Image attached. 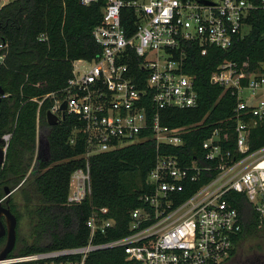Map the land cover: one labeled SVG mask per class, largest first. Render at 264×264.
<instances>
[{
  "label": "built area",
  "instance_id": "2783aa9c",
  "mask_svg": "<svg viewBox=\"0 0 264 264\" xmlns=\"http://www.w3.org/2000/svg\"><path fill=\"white\" fill-rule=\"evenodd\" d=\"M11 1L0 0V9ZM99 1L79 3L89 6ZM207 1L208 5L198 0H103L101 21L92 31L100 54L91 61L72 63L62 97L54 99L48 110L58 123L66 115L74 117L80 125L72 129L68 143L84 144L79 156L84 166L70 176L66 205H79L90 196L91 156L148 139L157 151L165 146L180 148L183 135L203 125L204 119L178 128L160 122L161 110L197 106L193 78L182 69L181 44H198L201 55L208 47L226 50L248 34L246 20L252 11L264 14V0ZM44 39V35L39 38ZM5 47L0 44V65ZM135 56L140 60V74L131 69ZM209 82L235 97L232 116L218 122L201 142L198 159L183 161L157 153L147 176L149 189L140 196L144 206L130 213L128 235L95 243L96 236L106 235L113 222L106 217L107 209H92L85 223L89 230L85 245L10 254L0 264H84L90 253L113 248H121L125 261L133 264L225 262L242 231L238 212L225 196L244 194L258 216V226L264 223V146L251 150L249 145L251 129L264 117V62L250 73L240 71L234 62H223ZM53 96L35 101L40 106ZM6 97L3 93L0 100ZM1 138L6 152L10 134Z\"/></svg>",
  "mask_w": 264,
  "mask_h": 264
},
{
  "label": "trees",
  "instance_id": "16d2710c",
  "mask_svg": "<svg viewBox=\"0 0 264 264\" xmlns=\"http://www.w3.org/2000/svg\"><path fill=\"white\" fill-rule=\"evenodd\" d=\"M103 5V0L89 6L81 5L79 0H13L0 9V38L6 45L2 50L0 88L7 95L0 100V136L10 134L0 166V195L5 184L16 187L32 169L23 201L33 243L11 254L27 255L85 245L89 236L85 223L92 209H107L106 217L113 222L106 235L96 236L95 243L128 235L130 213L144 206L140 196L149 189L147 176L157 153L176 155L183 161L198 159L201 142L218 122L232 116L235 97L209 82L216 67L229 61L236 63L240 71L250 73L264 62V14L260 10L252 11L246 20L250 27L248 34L226 50L208 47L206 54L201 55L198 44L183 42L182 69L193 78L197 106L161 110L160 122L178 128L204 119L203 125L188 130L180 148L165 146L157 151L155 143L148 139L91 156L88 159L91 194L81 204L68 206L70 176L84 166V160L79 157L84 150L83 142L68 143L72 129L80 124L66 115L57 125L49 126L46 114L53 100L62 97V90L72 76V63L91 61L100 54L92 31L101 21ZM122 24L125 27L123 20ZM41 35L45 39L40 41ZM131 62V69L140 74L137 69L140 60L135 56ZM136 82L142 88V82ZM48 94L54 96L39 106L35 100ZM39 131L48 143L47 160L35 157ZM249 145L251 150L264 146V117L251 129ZM228 147L232 149V142ZM225 198L237 210L242 227L234 245L244 238L264 236V223L258 226V216L244 194L231 192ZM1 244L0 240V247ZM84 264L133 263L125 261L121 248H113L90 253Z\"/></svg>",
  "mask_w": 264,
  "mask_h": 264
},
{
  "label": "flooded vegetation",
  "instance_id": "af4514ba",
  "mask_svg": "<svg viewBox=\"0 0 264 264\" xmlns=\"http://www.w3.org/2000/svg\"><path fill=\"white\" fill-rule=\"evenodd\" d=\"M0 139L2 140L1 136ZM0 151L4 152L5 158V151L3 150V144L0 142ZM30 176H28L27 180L23 183L22 186L12 188L10 185L5 184L2 190V194L0 198L2 199L3 206L5 209H8L16 218V241L15 246L13 249V253L18 250L17 247L20 246L18 243V215L17 211L23 208L22 204L20 203L21 200L24 198V191L28 187V180ZM9 190V193H4L5 189ZM24 204V203H23ZM2 224L5 226V235L0 237L2 241L0 251L4 247L6 243L7 237V221L6 217L1 218ZM24 245L22 244L21 247ZM222 264H264V236L256 237L250 239L246 244L242 245V241L238 243V245L234 246V249L229 256V258L223 262Z\"/></svg>",
  "mask_w": 264,
  "mask_h": 264
},
{
  "label": "water",
  "instance_id": "95a60500",
  "mask_svg": "<svg viewBox=\"0 0 264 264\" xmlns=\"http://www.w3.org/2000/svg\"><path fill=\"white\" fill-rule=\"evenodd\" d=\"M201 4L203 5H208L210 2L207 0H198ZM0 44H5L4 40L2 38H0ZM3 94V90L0 88V96ZM66 106L65 103H62L60 109L61 110H65ZM64 116V114H63ZM46 122L49 126H55L58 124V119L56 116H54L53 114H51L50 112H47L46 114ZM0 142L3 144V141L0 139ZM37 152H36V159L40 160L43 156V153L45 154V159L47 160L49 157V148H48V143L45 140L44 142H42V140L39 138V136L37 137ZM4 161V152L0 151V166L2 165ZM32 169L29 171L27 177L24 178L23 181H21V183L19 184L18 187L22 186L23 183L26 181V179L28 178V176L30 175ZM4 193L8 194L9 190L6 188ZM2 217H6V221H7V237H6V243L4 245V247L2 248V250L0 251V260L5 259L8 255H10L14 249L15 246V241H16V218L15 216L8 210L5 209V206H3L2 200L0 198V237L5 235V226L2 224L1 222V218Z\"/></svg>",
  "mask_w": 264,
  "mask_h": 264
},
{
  "label": "rangeland",
  "instance_id": "374dc122",
  "mask_svg": "<svg viewBox=\"0 0 264 264\" xmlns=\"http://www.w3.org/2000/svg\"><path fill=\"white\" fill-rule=\"evenodd\" d=\"M243 32L247 33L248 32V28L245 27L243 28ZM78 68H81V65H77ZM38 136L40 137V139L42 140V142H44V134H42L41 131H39ZM44 158L45 154L43 153L42 155ZM20 203L22 204L23 208L19 209L17 211V215H18V243L20 246L17 247V249L21 248V245H31L33 243V238L31 235V228H30V224H29V219L28 216L26 215V210L24 208V201L21 200ZM251 238H244L242 240V245L245 243H247Z\"/></svg>",
  "mask_w": 264,
  "mask_h": 264
}]
</instances>
